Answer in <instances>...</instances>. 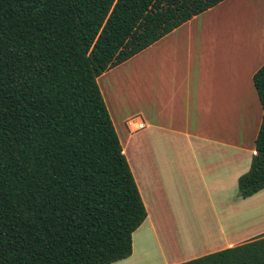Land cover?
Returning a JSON list of instances; mask_svg holds the SVG:
<instances>
[{"label":"trees","instance_id":"obj_1","mask_svg":"<svg viewBox=\"0 0 264 264\" xmlns=\"http://www.w3.org/2000/svg\"><path fill=\"white\" fill-rule=\"evenodd\" d=\"M223 0H0V264H110L146 213L96 84ZM260 123L246 199L264 189ZM178 264H264V235Z\"/></svg>","mask_w":264,"mask_h":264},{"label":"crops","instance_id":"obj_2","mask_svg":"<svg viewBox=\"0 0 264 264\" xmlns=\"http://www.w3.org/2000/svg\"><path fill=\"white\" fill-rule=\"evenodd\" d=\"M263 63L264 0H223L96 78L146 213L110 264H178L264 235V189L236 193Z\"/></svg>","mask_w":264,"mask_h":264},{"label":"built area","instance_id":"obj_3","mask_svg":"<svg viewBox=\"0 0 264 264\" xmlns=\"http://www.w3.org/2000/svg\"><path fill=\"white\" fill-rule=\"evenodd\" d=\"M126 126L130 132H135L137 130H140L143 127V125L140 123H137V121L134 118L128 119L126 121Z\"/></svg>","mask_w":264,"mask_h":264},{"label":"rangeland","instance_id":"obj_4","mask_svg":"<svg viewBox=\"0 0 264 264\" xmlns=\"http://www.w3.org/2000/svg\"><path fill=\"white\" fill-rule=\"evenodd\" d=\"M135 138H137V137L135 136Z\"/></svg>","mask_w":264,"mask_h":264}]
</instances>
